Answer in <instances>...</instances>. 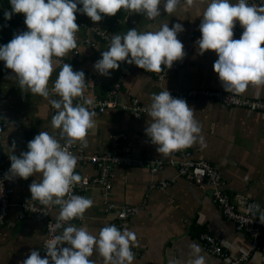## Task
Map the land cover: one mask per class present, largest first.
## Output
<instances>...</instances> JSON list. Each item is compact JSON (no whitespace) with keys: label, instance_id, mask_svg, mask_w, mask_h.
Instances as JSON below:
<instances>
[{"label":"crops","instance_id":"obj_1","mask_svg":"<svg viewBox=\"0 0 264 264\" xmlns=\"http://www.w3.org/2000/svg\"><path fill=\"white\" fill-rule=\"evenodd\" d=\"M209 2L210 0H195L191 7L181 3L174 13L167 14L163 12L162 0L161 16L155 20L122 9L115 16L103 17L100 22H93L86 15L77 12L78 21L107 30L111 36L118 33L124 35L132 28L140 32L157 31L163 23H168L170 28L173 24L180 23L184 31L177 35V39L184 45L186 55L182 60L185 66L174 68L163 82L151 72L126 62H119V69L109 70L110 76H102L93 65L102 58L101 52L109 47L96 38H92V45H84L89 35L79 28L76 33L77 47L62 58L53 57L49 89L53 87L63 64L69 63L74 71H83L86 79L84 92L81 97L74 98V105L87 106L96 99L105 98L121 77L124 80L117 98L121 105L128 107L137 101L141 105L150 106L153 93L158 94L166 89L169 92L209 89L227 93L213 69V64L218 59L217 54L209 50L200 55L198 46L192 44L189 38L190 33L200 32L202 13ZM232 2L235 3L236 0ZM81 7L78 4V8ZM5 10H11L9 0H0V45H6L12 39L20 16L14 14L11 20L6 21ZM235 24L242 33L243 28L239 22L236 21ZM76 51L78 55L74 56ZM11 75L10 69L5 71L0 81V114L7 122L2 139L6 172L11 165L9 155L19 156L21 152H26L27 143L41 131L59 138V130L51 127V119L55 113L49 102L50 99L59 97L51 94L45 99L22 92L17 82L8 78ZM237 96L244 99H264V86L249 85L244 93ZM186 102L194 110V118L199 122L200 135L205 144L201 147L197 142L189 149L194 151L196 158L206 159L216 165L225 178L229 193L241 194L264 206V114L228 108L210 99ZM94 112V127L88 130L85 138L88 154L99 155L106 152L110 148L112 135L126 133L132 143L135 159L177 160L171 154L163 157L156 152L157 146L150 143V138L144 131L147 122L151 120L148 114L138 119L119 107L104 113ZM60 142L63 143L62 140ZM74 171L81 177L92 178L97 176L99 168L97 164L88 162L77 164ZM112 175L110 190L105 192L102 187L93 186L80 195L90 198L93 205L81 219L72 224L76 227L86 226L90 233L97 235L101 228L111 225L116 217L107 209L106 203L133 207L136 213L130 231L135 232L137 237L135 246L132 247L137 254L134 255L133 264H169L175 258L183 259L187 264L191 259L188 254L192 244H197L202 249L206 264H227L225 259L207 251L199 239L201 234H210L221 240L224 250L232 257L251 249L250 236L237 231L235 224L224 217L212 199L211 190L179 176L174 165L168 164L165 169L155 173L148 164L135 163L130 167L117 164L112 168ZM41 178V174L37 173L27 180L18 177L8 180L14 192V202L26 201L41 205L38 201H31L29 190V185L34 180L40 182ZM171 180L174 182L169 188H159L162 182ZM44 207L50 210L51 218L56 220L59 206ZM18 216L19 209L15 206L7 225L0 230V264H18V261L30 255V250L40 251L46 239L44 220L27 218L19 221ZM90 259L95 264H104L103 257L95 250ZM244 264H264V235L260 241V249Z\"/></svg>","mask_w":264,"mask_h":264},{"label":"clouds","instance_id":"obj_2","mask_svg":"<svg viewBox=\"0 0 264 264\" xmlns=\"http://www.w3.org/2000/svg\"><path fill=\"white\" fill-rule=\"evenodd\" d=\"M194 2L163 0L162 9L172 14L181 3L191 7ZM9 3L11 10H5L4 19L8 21L14 14H23L28 30L14 33L6 45H0V61L13 74L8 78L14 79L22 92L45 99L51 94L59 97L49 100L51 107L57 110L52 116L51 127L59 130V138L41 131L27 143L26 152L19 156L10 154L11 165L4 179L27 180L41 174L40 182L34 180L29 185L31 201L47 207L59 206L55 228L63 230L45 241L44 258L39 251L30 250V255L18 264H95L89 259L94 250L103 257L104 264H133L135 232L121 231L111 224L93 235L86 226L76 227L70 223L64 226L66 222L82 218L93 205L90 198L69 195L82 177L75 174L78 160L66 145L79 141L86 146L85 138L88 130L94 127L96 113L82 104L73 103L85 89L83 71H74L69 63H64L51 89L48 82L53 72V57L62 58L77 47L76 33L80 28L76 23L77 12L93 22L115 16L122 9L155 20L161 16L162 0H9ZM78 4L82 7L78 8ZM201 18V37L196 45L200 55L209 50L217 54L213 69L224 91L239 95L249 85L264 86V2L256 5L248 0H236L235 3L210 0ZM236 21L243 28L239 39H233ZM183 31L180 23L171 28L168 23H163L157 31L140 32L132 28L124 35H112L109 48L101 52L102 58L93 67L105 77L111 75L109 70L119 69V62L135 64L147 72L159 73L162 65L171 69L173 62L181 61L186 55L183 43L177 39ZM146 111L151 120L147 122L145 135L163 157L197 142L201 147L205 146L199 122L186 100L174 98L166 89L153 93ZM14 148L15 142L12 151ZM248 211L264 224V210L259 204L249 205ZM65 244L68 247H62ZM189 247L191 259L187 264H206L199 245ZM169 264H185V261L175 258Z\"/></svg>","mask_w":264,"mask_h":264},{"label":"built area","instance_id":"obj_3","mask_svg":"<svg viewBox=\"0 0 264 264\" xmlns=\"http://www.w3.org/2000/svg\"><path fill=\"white\" fill-rule=\"evenodd\" d=\"M248 2L250 4L259 5L264 2V0H248ZM24 20V15L20 14L13 35L14 33L19 34L20 32L27 30ZM76 23L89 35V37L84 41V45H92V38H96L97 41L104 43L107 47L110 46L112 36L107 30L100 29L94 25L78 20H76ZM233 33V39L240 37L242 34L236 27H234ZM200 37V32H192L189 35L190 41L194 45H196V41ZM77 55L78 52L76 51L74 56ZM184 66L185 63L183 60L175 61L173 62V67L171 69L162 65L161 72L151 73L157 77L159 81L163 82L166 80L170 71L174 68H183ZM7 70L9 69L5 67V63L0 61V81L3 73ZM123 80L124 77H121V80L116 85L111 87L105 98L96 99L94 102L85 107L90 111H97L99 113H104L109 109H117L119 107L124 111H129L131 115L138 119L146 115V109L149 106L141 105L138 101L134 102V104L130 107L119 103L117 97L122 89L121 83ZM89 81L92 82V80ZM170 94L174 98H182L186 101L195 99H210L228 108H241L249 113L264 114V99H244L234 94L209 89H193L185 92L173 90L170 91ZM53 111L56 113L57 110L53 109ZM6 126L7 122L0 114V230L7 225L12 208L17 206L19 209V221H23L27 218H37L46 222V241L53 238L55 235L60 234L63 229L55 228L57 221L51 218V212L48 208L26 201H19L17 203L14 202V192L8 180L4 179L5 173L7 172L2 153V139ZM63 144L64 141L62 145ZM66 147L77 157V164L91 162L97 164V167L99 168V173L96 177H82L81 182L73 186L69 195L80 196L81 194L88 192L93 186L102 187L105 192L110 190L111 180L113 177L112 168L117 164H125L128 165V167H130V165H134L135 163L140 165L148 164V167L155 173L165 169L168 164H172L177 168L179 176L184 177L189 181L205 185L209 188L211 190L213 201L218 206L224 217L235 224L237 231L247 233L251 238V249L237 257H232L224 250L221 240L210 234H201L199 239L206 246V249L210 254L225 259L227 264H244L251 259L254 252L260 249V241L264 235V224L260 223L258 217L254 219L252 214L248 211V208L249 205L253 203L259 204L261 210H264V206L258 202L250 200L247 197H244L241 194L229 193L225 178L216 165L206 159L196 158L193 150L186 148L173 152L171 155L172 157L177 158V160L172 159L167 161L163 159H153L147 161L145 159H135L132 153V143L128 140L126 133H117L112 135L110 148L106 152L99 155L88 154L86 146L79 141L72 145H66ZM85 179L87 181L86 183L84 182ZM173 182L174 180L164 181L161 183L159 188L167 189ZM65 198L68 197L66 196ZM106 204L107 209L116 215L111 224H114L121 231L124 229L130 230L131 222L136 213L134 208L128 205L116 206V204L112 203ZM79 219L81 218H76L70 222H66L64 226H67L68 223L72 224ZM45 241L39 251L41 258L46 256Z\"/></svg>","mask_w":264,"mask_h":264}]
</instances>
